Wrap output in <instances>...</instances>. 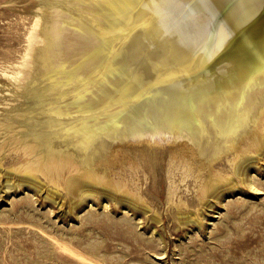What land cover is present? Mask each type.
Wrapping results in <instances>:
<instances>
[{
	"label": "bare ground",
	"instance_id": "1",
	"mask_svg": "<svg viewBox=\"0 0 264 264\" xmlns=\"http://www.w3.org/2000/svg\"><path fill=\"white\" fill-rule=\"evenodd\" d=\"M94 1L105 12L93 35L106 58L94 93L71 97L67 83L54 82L63 69H55L51 56L71 25L37 30L45 0L37 2L22 59L2 70L9 81L0 86V184L42 192L67 212L89 196L146 212L127 174L141 163L154 169L165 151L160 143L171 142L166 201L177 224H201L200 208L186 209L181 197L173 201V170L200 181L203 208L245 184L249 163L264 160V87L253 94L264 83V0ZM42 50L49 52L44 59L37 55ZM7 156L13 165L5 169ZM224 158L230 176L215 168ZM149 217L162 220L155 209ZM65 244L63 251L79 255Z\"/></svg>",
	"mask_w": 264,
	"mask_h": 264
},
{
	"label": "rangeland",
	"instance_id": "2",
	"mask_svg": "<svg viewBox=\"0 0 264 264\" xmlns=\"http://www.w3.org/2000/svg\"><path fill=\"white\" fill-rule=\"evenodd\" d=\"M45 1L48 5L41 11L44 15L39 14L41 27L38 26L37 30L42 29L45 23L52 25L48 28L50 30H57L61 21L65 27L68 23L71 25V29L63 28L59 35V50L50 55L55 69H63L61 74H54V78L58 79L54 82L58 86L67 83L64 90L72 92L71 97H75L78 91L90 96L94 86L99 85L96 80L104 72L102 66L106 67V58L103 59L95 30L103 25L105 12H100L94 0ZM37 2L39 0H0V86L9 81L1 75L2 70H10L12 64L22 59L29 37L26 34H29L36 19ZM47 19L50 23L43 22L42 26L41 22ZM91 21L94 24L92 27L89 24ZM99 21L102 22L99 24ZM88 27L92 28L91 31ZM48 53L42 50L37 55L44 59ZM71 71L73 75L68 76ZM263 84L258 86L259 89L254 87L253 94H258ZM3 94L0 92L1 97ZM1 106L0 103V112L3 109ZM114 106L119 108L121 102ZM160 144L165 151L154 169L147 163H141L139 168L127 174L128 187L134 191L138 189L145 198L148 205L146 212L92 196L81 201L72 212H67L59 202L43 198L42 192L37 193L25 185L6 189L2 181L0 264H264V160H259L257 164L249 163L248 174L244 176L247 179L245 184L223 192L218 199H210L212 205L205 208H201L197 201L200 181L194 180V176L184 180L180 169L175 168L171 178L178 189L173 201L181 197L187 202L186 209L200 208L199 212L202 210L205 214L201 224L188 222L179 225L172 216L174 206L166 201L170 179L166 174V149L174 144ZM251 155L256 156L254 152ZM3 164L5 169L13 165L12 156H7ZM228 164L224 158L215 162V168L230 176ZM154 209L162 218L160 222L149 217ZM64 243L78 250L79 255L63 251Z\"/></svg>",
	"mask_w": 264,
	"mask_h": 264
}]
</instances>
